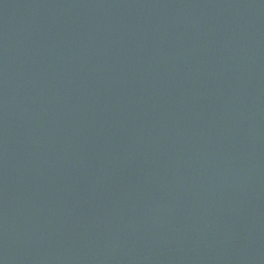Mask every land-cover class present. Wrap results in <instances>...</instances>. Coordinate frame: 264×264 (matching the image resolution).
Here are the masks:
<instances>
[{"label":"water","instance_id":"water-1","mask_svg":"<svg viewBox=\"0 0 264 264\" xmlns=\"http://www.w3.org/2000/svg\"><path fill=\"white\" fill-rule=\"evenodd\" d=\"M0 264H264V0H0Z\"/></svg>","mask_w":264,"mask_h":264}]
</instances>
